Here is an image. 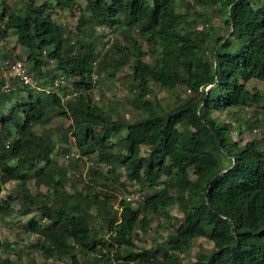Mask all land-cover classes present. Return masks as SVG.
Returning <instances> with one entry per match:
<instances>
[{
	"label": "trees",
	"instance_id": "1",
	"mask_svg": "<svg viewBox=\"0 0 264 264\" xmlns=\"http://www.w3.org/2000/svg\"><path fill=\"white\" fill-rule=\"evenodd\" d=\"M9 1L0 0V32L16 33L36 80L55 62L61 73L55 78L65 76L68 86L55 90V78L51 86L39 82L44 90L12 87L0 80V224L15 213L2 199L4 185L34 182L37 189L50 192L24 196L19 215L35 208L46 221L31 220L28 231L37 236V248L47 261L264 264V149L255 140L242 145L234 139L239 120L223 121L214 115L229 110L238 119V109L263 100L262 92L247 84L264 82V0H192L191 7L220 13L222 26L209 29L203 23L210 24V16L183 12L174 0H85L74 43L50 13L49 3L21 0V7L12 8ZM52 1L63 10L77 3ZM100 28L119 30L126 46L118 58L108 50L97 51ZM139 38L148 44L153 62L144 60L147 53ZM131 57L136 59L133 104L141 112L134 122L105 109L91 95L98 68L113 77ZM151 84L167 91L183 85L193 96L164 111L147 98ZM74 92L75 100H64ZM55 118L70 122L62 140L72 138L83 157L96 155L101 166L109 167L113 181L123 170L128 184L162 189L136 204L124 199L114 208L96 182L103 179L101 186L108 188L109 178L96 168L81 190L69 192L70 170L54 159L57 140L37 132ZM144 147L149 149L146 156ZM174 207L183 218L175 219L166 241L141 249L135 232H146L156 218L170 219ZM98 219L107 238L94 226ZM200 238L213 243L214 249L186 259ZM79 254L91 257L81 260ZM0 264L18 263L0 256Z\"/></svg>",
	"mask_w": 264,
	"mask_h": 264
},
{
	"label": "rangeland",
	"instance_id": "2",
	"mask_svg": "<svg viewBox=\"0 0 264 264\" xmlns=\"http://www.w3.org/2000/svg\"><path fill=\"white\" fill-rule=\"evenodd\" d=\"M46 2L50 4L49 11L56 22L65 27L67 37L70 38L72 43H74L78 35V21L86 7L85 0H77V3L69 10L58 8L52 0H35L37 5H43ZM174 2L177 9H180L183 12H188L190 15L194 14L196 11L198 13H206V15L210 16V24L206 22V20L203 23L205 28L209 29L212 26H222L220 13L217 12L215 8L202 9L194 8L193 6L191 7L192 0H174ZM21 5V0H11L8 2V7L12 8H19ZM206 15H204V17ZM221 34L225 35V31H222ZM97 36L102 37L97 48V51L100 54H103L108 50L112 57L118 58L120 54L119 50H124L126 46L123 37L117 29L106 28L103 30V28H100L97 30ZM138 40L142 50L147 53L144 60L153 62L154 58L148 52V44L142 38H139ZM15 60L23 61L27 69L30 68V63L27 62V50L18 44L16 33L14 31H10L6 35L0 32V65ZM135 60L136 59L134 57H131L128 64L113 77L110 76L109 71L105 70L100 72L98 68L97 73L99 78L97 83L93 84V90L91 91V95L96 103L102 105L107 110H115L118 115L128 118L131 122L136 121V119L141 116V112L137 110L136 105L133 104L135 93L131 89L134 83L132 65H134ZM42 71V77H39L37 74L35 77L38 78L40 83L48 86H51V83L49 82L50 79H53L57 75L61 74L57 71V64L55 62H50L46 68L42 69ZM3 78L6 79L8 84H11L10 86L12 87L19 85L16 80L7 79L4 71L0 69V80ZM11 81L13 82L11 83ZM70 84L72 83L69 81V85ZM247 85L250 90H259L262 92L263 100L259 104L238 109V113L236 114L238 119L235 118L234 112L229 110L218 111L214 115L223 121L235 123V120H239V123H235L236 131L233 134L234 139L239 141L242 145L255 140L259 146L264 149V82L252 80ZM149 90L150 93L147 98L153 103L160 105L164 111L170 109L176 104V102L179 103L193 96V92H190V90L183 85L178 86L174 90L167 91L151 84ZM116 117L117 116L114 118ZM69 125L70 122L68 120L55 118L46 128L37 127L38 133L42 135L50 133L57 140L54 159L60 165L67 166L70 170L67 180V188L69 192L81 190L87 179L90 178L89 174L91 171L96 168L109 178V181L107 182L108 188L101 186V183L104 181L103 179H97L96 182L99 183L98 186L104 192L109 194L110 204L113 205L114 208L119 207V203L127 198L131 190L141 192L143 197L146 198L150 194L158 192L162 189L161 187L154 188L149 185L128 184L123 170H118L114 174V176L119 178V180L116 182L113 181V179H111L113 178V175L108 173L109 167L101 166L96 155L91 158H87L86 161H77L74 158L66 159L67 154L65 153V150L68 149L70 151L69 155L77 153L75 142L72 138L62 140L63 133ZM179 130L183 131L185 129L183 127H179ZM187 130L189 132H193L194 128L189 127ZM148 150L149 149L146 147L142 148V154L146 156ZM190 171L193 172V170ZM49 192L50 191L44 187L37 189L34 182H30L24 187H21L16 182H9L4 185L2 199L7 200L14 207L15 213L12 217L4 220L0 224V256L10 257L18 264H69V260L58 261V259L54 258L47 261L42 257L37 248V236L28 231V223L31 220L46 224V221L42 220L37 214L35 208H33L28 215H19V210L23 204L24 196H37L39 194L46 195ZM172 192L174 193L175 191L172 190ZM93 214H95L94 210ZM182 218L183 214L180 209L174 207L170 211V219H154L150 228L146 232L138 229L135 233L138 235L137 241L139 247L143 250H150L157 244L164 243L169 234L173 232V225L177 224L175 219H179L181 221ZM100 223L101 221L98 219L94 222V226L99 231L102 230L99 234L100 237L107 238L106 229ZM7 244H13L14 249L5 248ZM213 249V243L207 239L200 238L194 243L192 250L186 254L185 258L188 260H195L199 254ZM78 256L81 260L91 257L90 255L83 256L82 254H79Z\"/></svg>",
	"mask_w": 264,
	"mask_h": 264
},
{
	"label": "built area",
	"instance_id": "3",
	"mask_svg": "<svg viewBox=\"0 0 264 264\" xmlns=\"http://www.w3.org/2000/svg\"><path fill=\"white\" fill-rule=\"evenodd\" d=\"M96 65V64H94ZM0 69L4 71L5 77L9 80H16L22 86H28L35 89H41L39 86V81L34 78V76L28 71L25 63L20 60H15L12 62H6L5 64L0 65ZM98 73L94 72L92 75V82L96 84L98 81ZM68 86V82L65 76L61 75L54 79L53 87L55 90L59 89L60 87ZM44 90V89H41ZM49 91V89H46ZM78 96L77 92L73 94H68L65 96L64 100H75ZM74 158L77 161L87 160L86 157L81 156L79 153H72L71 155H66V159ZM144 199L143 194L141 192H137L135 190H131L130 194L125 199L127 202L136 204L141 202Z\"/></svg>",
	"mask_w": 264,
	"mask_h": 264
}]
</instances>
